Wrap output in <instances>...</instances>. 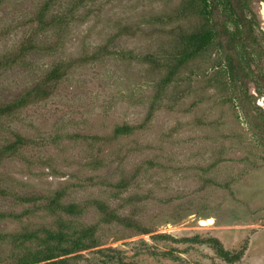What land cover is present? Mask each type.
Listing matches in <instances>:
<instances>
[{
	"label": "rangeland",
	"instance_id": "rangeland-1",
	"mask_svg": "<svg viewBox=\"0 0 264 264\" xmlns=\"http://www.w3.org/2000/svg\"><path fill=\"white\" fill-rule=\"evenodd\" d=\"M50 1L0 0V64L19 58L0 67V109L57 65L68 73L51 98L0 121V214L7 215L0 219V263L23 254L6 236L57 231L49 200L70 189L65 205L99 199L149 232L104 225L94 207L79 217L60 214L67 225L100 229L99 246L77 255L96 260V251L116 248L130 264H264V2L252 3L256 39L246 42L245 90L229 86L215 44L159 93L161 77L128 54L161 52L163 15L173 0H59L41 23ZM71 9L78 11L68 27L46 26L52 14ZM125 28L132 36L113 43ZM27 44L35 49L18 57ZM124 125L138 129L115 139ZM97 135L113 141L93 148L104 153L102 181L116 183L124 172L133 182L118 199L106 186L86 187L90 151L83 140ZM18 136L28 146L3 154ZM21 196L45 197L27 203ZM159 234L173 239H153Z\"/></svg>",
	"mask_w": 264,
	"mask_h": 264
},
{
	"label": "trees",
	"instance_id": "trees-1",
	"mask_svg": "<svg viewBox=\"0 0 264 264\" xmlns=\"http://www.w3.org/2000/svg\"><path fill=\"white\" fill-rule=\"evenodd\" d=\"M59 0H51L47 4V9L42 12L40 19L44 23L45 17L51 12L52 5L58 4ZM174 1V2H173ZM168 4L167 14L163 15V24L166 27L163 36L158 37V41L162 44L159 47L161 52L150 53L142 56H134L128 54L130 60H138L143 64L151 67L152 72L158 74L161 79L158 83L159 93L167 90L171 85L178 82L184 72L194 64L198 59L208 54L212 47L217 46L218 50L225 57V74L228 79L229 86L234 89H246L251 76L248 72V53L246 46L247 41L256 39V34L253 28L257 25V15L255 14L252 3L254 0H173ZM263 1L264 0H259ZM54 3V4H53ZM61 7V5H60ZM78 9L67 10L60 14H52L50 24L46 26H62L68 27L71 22V17L76 15ZM59 13V11H58ZM46 15V16H45ZM250 15L253 18H250ZM264 35V31L262 33ZM132 36L128 28H125L121 33L114 36L112 42L115 43L120 37ZM35 46H25L27 54ZM107 46H103L101 50H107ZM116 53V52H115ZM106 54H109L108 52ZM105 54V55H106ZM111 55V54H109ZM19 58H13L5 64H0V67H9L17 63ZM66 69L62 65H57L45 79H42L31 89L24 92L23 96L13 104L7 105L0 109V121L6 116H11L20 109L27 108L29 105L39 103L51 98L57 90L58 84L67 76ZM192 82V77L187 78ZM159 99V98H158ZM138 128L131 125L118 127L114 132V138L132 135ZM71 143L75 139L69 138ZM105 141L106 144H111V138H102L100 136H91L84 138L83 143L89 147V153L86 156L87 172L90 177L87 179L86 187H108L115 193L118 199L121 193L127 192L133 182L127 178L124 172L120 173V179L115 183L102 177L100 172L105 169L103 156L104 153L100 149L93 154L94 145ZM21 143V149L28 146V139L18 136L17 143L6 146L3 154L15 153ZM86 172V171H85ZM138 177L135 176L133 181ZM71 188V187H70ZM70 189H64L55 194V197L50 199L48 210L52 213L59 214V224L57 231L45 230L42 235L36 233H26L21 236L9 235L8 240L16 245V248L23 249V254L20 258H16L13 264H130L128 255L119 249H102L96 251L98 256L96 260L90 257H85L83 254H78L99 246L97 236L99 232L98 226L77 227L70 226L64 222L60 216L64 215L67 218L82 216L90 207H94L101 215V223L106 225L120 224L127 228L135 229L142 234H148L137 220L120 215L108 203L99 199H92L86 202L85 205L63 203ZM116 191V192H114ZM45 196H21V201L31 203L42 200ZM47 199V198H46ZM6 214H0V219L6 218ZM44 234V235H43ZM153 239L167 240L173 239L167 234H159L153 236ZM190 242H194L191 241ZM20 243V244H18ZM36 244L35 250L29 249L28 245ZM144 245L146 242H143ZM217 250L219 256L229 260L230 254L218 241L211 242ZM15 248V249H16ZM18 257V256H15ZM240 259V257H237ZM1 264V263H0Z\"/></svg>",
	"mask_w": 264,
	"mask_h": 264
},
{
	"label": "water",
	"instance_id": "water-1",
	"mask_svg": "<svg viewBox=\"0 0 264 264\" xmlns=\"http://www.w3.org/2000/svg\"><path fill=\"white\" fill-rule=\"evenodd\" d=\"M211 220H213V219H209V221H211ZM203 223H204V221L201 222V224H203Z\"/></svg>",
	"mask_w": 264,
	"mask_h": 264
},
{
	"label": "bare ground",
	"instance_id": "bare-ground-1",
	"mask_svg": "<svg viewBox=\"0 0 264 264\" xmlns=\"http://www.w3.org/2000/svg\"><path fill=\"white\" fill-rule=\"evenodd\" d=\"M211 224L214 222V220L209 221Z\"/></svg>",
	"mask_w": 264,
	"mask_h": 264
}]
</instances>
